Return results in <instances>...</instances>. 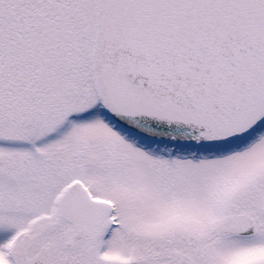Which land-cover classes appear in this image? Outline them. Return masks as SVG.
I'll return each instance as SVG.
<instances>
[{"label": "snow or ice", "instance_id": "6c2138e0", "mask_svg": "<svg viewBox=\"0 0 264 264\" xmlns=\"http://www.w3.org/2000/svg\"><path fill=\"white\" fill-rule=\"evenodd\" d=\"M0 264H264V0H0Z\"/></svg>", "mask_w": 264, "mask_h": 264}]
</instances>
